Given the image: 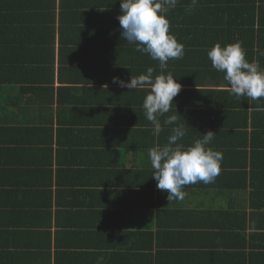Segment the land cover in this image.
Returning <instances> with one entry per match:
<instances>
[{
    "label": "crops",
    "instance_id": "crops-1",
    "mask_svg": "<svg viewBox=\"0 0 264 264\" xmlns=\"http://www.w3.org/2000/svg\"><path fill=\"white\" fill-rule=\"evenodd\" d=\"M110 23L66 30L57 22L38 74L28 63L16 72L0 68V264H98L101 257L102 264H264V98H174L173 108L187 114L186 135L177 143L187 148L202 138L206 117L196 121V111L213 113V105L220 115L216 125H229L235 137L222 153L227 164L218 184L224 194L215 187L189 192L177 211L166 213L145 196L158 192L145 170L144 131L152 129L142 107L147 93L113 83L114 77L128 81L160 69L159 62L143 63L136 45L122 38L119 20L112 22L114 31ZM6 29L0 25V45ZM28 29L30 38L42 32ZM260 32L255 27L253 35L264 41ZM256 49L264 70V46ZM189 71L184 58L169 60L162 74L178 82ZM200 76L206 82L212 74ZM161 124L166 144L176 125ZM148 134L151 148L158 146L161 133L155 145ZM94 155L98 163L86 172L90 185L80 196L67 195L61 169L84 167L82 156Z\"/></svg>",
    "mask_w": 264,
    "mask_h": 264
},
{
    "label": "trees",
    "instance_id": "trees-1",
    "mask_svg": "<svg viewBox=\"0 0 264 264\" xmlns=\"http://www.w3.org/2000/svg\"><path fill=\"white\" fill-rule=\"evenodd\" d=\"M120 4L121 0H0V25L7 27L6 31L7 33L9 32L6 35L7 38L4 37V40L6 39L5 44L0 45V68L4 66V68L12 70L13 67L16 72L15 68L20 66V63L21 65L28 63L33 69L32 73L38 74L41 68V61L39 60L42 59L46 51L48 41L54 36L57 22L59 26H65L66 30H68L69 27H76L77 29L87 26L97 27L101 23L108 21L111 22L110 27L114 31L115 26L112 22L117 19L115 15L122 14ZM191 4L192 0H178L177 7L170 10L166 16L170 23V33L184 46L182 59H187L189 63V76L178 81L187 86H181L185 88H181L180 93H231L230 87L229 90L219 89V87L228 86L224 80L225 74L216 71L212 67L207 52L217 43L221 44V46L239 43L245 51L246 59L249 62L256 61L259 65L262 64L263 54H260L256 48L263 47L264 41L258 37L256 38L253 33L255 27H257L261 31L260 34L262 32L264 34V0H197L195 7L189 11L188 6ZM95 15H107L108 18ZM28 28H33L37 31L41 29L42 32H39L37 39L34 36L30 38L31 34H27ZM48 29L52 31L53 35L46 33ZM22 36L24 41H30L34 44L32 46L23 44ZM11 53L14 55L11 56ZM13 61H17V63L14 64ZM117 63L119 61H116L114 65ZM143 63H153V60L148 54H143ZM156 67L158 66L153 67V71L162 74V71ZM177 68H182V65H178ZM203 71H208L212 74L206 82H202L203 79L200 76V72ZM219 73L222 74L221 78L218 76L220 75ZM35 81L39 82L40 80L37 78ZM4 82L0 79V84ZM202 83H207V87H197V85ZM142 91L148 94L149 90L144 89ZM175 105L177 104L171 105V108L175 111H170V114L167 113L164 116L177 115L178 121L173 125L178 126L187 119V114L185 109H174L173 106ZM211 108L213 113L206 114L207 111H204L205 115H202L197 109L196 119H193L199 121L202 116L206 117L203 120L205 128L207 127L204 129V134L209 131L216 133L214 139L207 147L223 153L228 141L230 144L235 134L227 124L216 125L215 119H217L216 117L220 118V115L215 113L214 105ZM193 114L194 111L191 110L192 117ZM208 117L212 121L211 124L207 123ZM164 119L162 117L161 123H163ZM128 132L132 133L131 131ZM148 133H153V129L144 131L145 170L153 173L148 157V150L151 149L152 134ZM163 139L164 132L162 131L160 144L154 136V145L158 143L159 146H163L165 144ZM94 150L97 153V149L94 148ZM90 158L93 159V156ZM94 158L96 159L89 160L82 156L83 161L79 163L84 167L78 165L69 170L61 169L63 171L62 175H64L61 183L65 189L69 190L67 195L80 196V194L85 192L83 189L84 184L88 186L91 181L86 174L87 168L98 163V157L94 155ZM226 164L223 158L220 167L226 166ZM100 168L109 172L111 167ZM112 172H115L113 167ZM219 179L220 175L212 183L198 182L186 185L182 189L185 192L184 199L182 201L173 200L169 202L167 199L168 194L158 190L157 181L152 178V184L155 183L158 192L150 190L145 196L148 197V203H153L155 206H165L166 213H170V208L174 211L180 208V204L185 202L189 192H197V190L207 192L215 187L219 188L217 191L224 194L220 188L221 185L218 184ZM113 201L116 202L117 199ZM247 217V212L239 217V226L242 227L247 221ZM262 219L264 220L263 215ZM245 253V251H241V256Z\"/></svg>",
    "mask_w": 264,
    "mask_h": 264
},
{
    "label": "clouds",
    "instance_id": "clouds-1",
    "mask_svg": "<svg viewBox=\"0 0 264 264\" xmlns=\"http://www.w3.org/2000/svg\"><path fill=\"white\" fill-rule=\"evenodd\" d=\"M197 0L188 6L191 11ZM178 0H121V15L117 17L122 30V38L135 44V51L148 54L152 60L159 62L162 70L167 68L169 60L182 59L184 46L170 33L167 13L177 7ZM212 67L224 73V80L230 87L231 94L247 97L250 100L264 98V70L256 61L249 62L246 53L239 43L221 46L217 43L207 52ZM113 83L129 90L147 89L148 94L143 100L146 119L151 123L153 135L159 136L163 126L159 117L170 112L174 98L181 91V84L171 73L153 76V69L146 74L131 77L125 81L113 78ZM178 112V111H177ZM178 116H167L163 125H173ZM216 133L209 131L201 139H196L187 148L177 143L186 135L181 124L172 128V135L163 146L148 150V157L153 169L152 177L157 181V189L166 192L169 202L182 201L184 186L203 182H214L221 171L223 154L207 147ZM100 258L98 264H102Z\"/></svg>",
    "mask_w": 264,
    "mask_h": 264
}]
</instances>
